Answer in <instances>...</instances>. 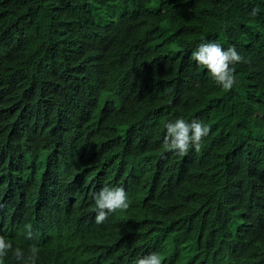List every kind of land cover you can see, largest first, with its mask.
I'll list each match as a JSON object with an SVG mask.
<instances>
[{
  "label": "trees",
  "instance_id": "1",
  "mask_svg": "<svg viewBox=\"0 0 264 264\" xmlns=\"http://www.w3.org/2000/svg\"><path fill=\"white\" fill-rule=\"evenodd\" d=\"M207 41L245 58L230 91L192 59ZM179 118L211 128L199 152L162 148ZM138 133L151 154L132 145ZM121 157L142 206L113 220L118 247L264 264V0H0V218L13 248L25 251L37 182L71 175L82 188Z\"/></svg>",
  "mask_w": 264,
  "mask_h": 264
},
{
  "label": "clouds",
  "instance_id": "2",
  "mask_svg": "<svg viewBox=\"0 0 264 264\" xmlns=\"http://www.w3.org/2000/svg\"><path fill=\"white\" fill-rule=\"evenodd\" d=\"M258 14V8L249 13L252 17ZM192 59L206 68L216 84L226 91L238 82L234 65L245 61L235 45L225 49L216 41L202 42L192 53ZM165 127L162 148L182 157L193 148L199 152L203 139L211 131L197 119L189 123L179 118ZM132 145L151 154L147 134H135ZM88 165L96 168L94 162ZM132 167L131 162L121 157L114 169L97 173L96 181L82 188V178L75 181L71 175L58 187L50 188L47 179L42 178L36 186L37 198L43 201L38 204L32 200V220L29 217L25 226L26 254L20 247L13 248V234L6 230L4 219L0 218V264H8L11 253L21 264H169L150 247L120 248L115 244L113 220L118 218L128 223L134 208L142 206V201H137L131 192V183L121 176L123 171L134 170Z\"/></svg>",
  "mask_w": 264,
  "mask_h": 264
},
{
  "label": "bare ground",
  "instance_id": "3",
  "mask_svg": "<svg viewBox=\"0 0 264 264\" xmlns=\"http://www.w3.org/2000/svg\"><path fill=\"white\" fill-rule=\"evenodd\" d=\"M88 41H89V40H88ZM188 78H189V77H188ZM188 78H187V80H188ZM191 78H192V77H191ZM187 80H186V81H187ZM188 82H189V81H188ZM187 88H188V87H187ZM187 88H186L185 90H187ZM183 91H184V89H183ZM191 93H193V92H191ZM191 93H190V94H191ZM182 94H183V93H181V95H182ZM190 94H189V95H190ZM181 95H180V96H181ZM183 95H184V94H183ZM192 95H193V94H192ZM187 97H188V96H187ZM189 98H190V97H189ZM189 98H188V99H189ZM85 116H86V115H85ZM9 128H10V127H9ZM7 129H8V128H7ZM13 134H14V133H13ZM15 134H16V133H15ZM12 136H15V135H12ZM36 139H37V138H36ZM37 142H38V141H37ZM11 143H12V141H11ZM14 143H16V141H15ZM22 147H23V146H22ZM19 150H20V149H19ZM16 153H17V151H16ZM18 153H19V152H18ZM72 156H73V155H72ZM20 173H21V172H20ZM83 179H84V178H83Z\"/></svg>",
  "mask_w": 264,
  "mask_h": 264
}]
</instances>
